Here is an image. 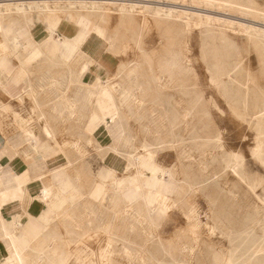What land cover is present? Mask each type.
Wrapping results in <instances>:
<instances>
[{"label":"rangeland","instance_id":"1","mask_svg":"<svg viewBox=\"0 0 264 264\" xmlns=\"http://www.w3.org/2000/svg\"><path fill=\"white\" fill-rule=\"evenodd\" d=\"M46 1L59 3L66 10L60 15L70 21L81 0ZM211 1L117 0L116 4V0H88L101 8L83 9L92 13L90 19L107 35L117 32L119 37L111 51L102 54L109 65L99 71L103 82L116 86L112 94L121 122L117 126L125 130L114 135L117 139L122 134L117 159L126 163V153L135 147L143 153L141 145H150L154 164L167 168L164 178L170 174L172 180L166 182L165 213L156 226L132 211L114 214L110 163L105 162L106 154L91 137L85 140L89 149L84 148L70 167L81 193L74 201H65L56 213L58 235L54 243L63 254L62 264H264V114L261 108H250V116L244 113V100L248 106L255 103L254 95L264 97V0H250L257 10L246 8V0H231L233 4ZM133 2L136 5L130 8ZM119 4L129 9L127 15L117 11ZM160 8L173 9L171 16L157 17L154 9ZM35 18L32 14L30 19ZM66 29L72 33L76 26L69 22ZM2 37L0 32V40ZM91 48L95 51L96 47L92 44ZM175 54L180 62H172ZM161 61L167 65L160 66ZM40 63L37 68L56 69L58 75L67 69L62 60ZM133 63L140 67L141 79L157 78L153 93L158 100H140L134 87L129 97H123L120 88L134 81L118 75L117 69ZM218 69L224 73L221 83H216ZM181 80L188 86H181ZM56 86L53 108L47 110L52 116L60 118L65 111L77 108L75 104L72 110L54 106L56 101L65 100L68 86H72L75 101L83 98L93 102L78 83L77 68L71 71L68 82L58 76ZM101 99L106 104L107 98ZM179 104L185 107V124L177 137V124H170V120L171 107ZM198 123L200 133L196 131ZM107 140L110 143L111 136ZM135 170L136 166L114 173L129 175ZM100 186L108 192L92 196ZM249 254L255 258L248 261ZM44 262L57 261L50 254Z\"/></svg>","mask_w":264,"mask_h":264},{"label":"crops","instance_id":"2","mask_svg":"<svg viewBox=\"0 0 264 264\" xmlns=\"http://www.w3.org/2000/svg\"><path fill=\"white\" fill-rule=\"evenodd\" d=\"M75 26L76 30L82 27ZM45 36L36 34L24 40L18 39L16 47L9 37L0 40V264H20L16 255L23 259V264L48 263L38 255L50 252L53 245L50 242L40 245L39 242L58 235L56 213L62 196L58 185L64 179L63 171L73 177L74 158L89 149L85 140L91 137L97 146L101 143L105 146L109 144L106 139L110 140L109 133L102 126L89 136L88 129L99 124L93 122V126L88 127L90 112L96 108L95 101L92 104L83 98L75 101L72 86L67 87L65 100L56 101L54 106L72 110L75 104L77 112L65 111L60 118L47 113L53 108L54 94L59 89L57 77L68 82L71 71L63 69L58 75L56 69L43 71L37 68L40 60L55 61L46 52L26 65L24 57L31 50L36 47L44 50L50 45V37ZM83 49L88 54L94 51L89 44ZM97 76L104 79L99 74ZM89 77L88 72L78 75L83 83H88ZM80 87L88 95V88ZM59 92L64 93L61 89ZM97 99L105 106L100 95ZM171 108L173 117L170 124H177L178 137L181 126L185 124V107L179 104ZM116 124L120 125V120H116ZM197 126L196 131L200 133L201 126L199 123ZM117 132L120 134L121 129L114 135ZM116 160L115 171L125 169L126 163ZM56 168H62V172L52 174ZM86 196H89L88 192Z\"/></svg>","mask_w":264,"mask_h":264},{"label":"bare ground","instance_id":"3","mask_svg":"<svg viewBox=\"0 0 264 264\" xmlns=\"http://www.w3.org/2000/svg\"><path fill=\"white\" fill-rule=\"evenodd\" d=\"M58 1H60V0H58ZM64 1H66V0H64ZM68 1H70V0H68ZM225 1L226 2L228 1L229 3L231 2V0H225ZM49 2L46 0H22V1H20V0H16V1L1 0L0 1V18L4 17L5 19H3V20L0 19V32L4 38H8L9 36H11L14 44L18 43V39L24 40V39L29 38V37H34L36 33L39 34L40 32L47 33V35H49V37L52 38L50 45H48L44 50H41L38 47L31 50L24 57V61H25L26 65L30 61H32L35 58L42 55L43 52H46L48 55H50L49 57L51 60H55V61H53L54 62L53 64L57 63V61L62 60V61L66 62L65 66H66L67 70L72 71L73 68L74 69L77 68V74L78 75H80L82 73H86V72H88L90 74L88 83H86V82L83 83L80 78L78 79V83H79V85H84L86 88H88L89 98L93 97V102L95 101L94 104H95L96 108L92 109L90 112L88 127H89V125H91V127H92L93 122H99V124H97V126H95L94 129L92 128L91 130H89L87 128L89 131L88 134H90L89 136H91V134L94 132V130H96L100 126L105 128L107 130V132L109 133V135L111 136V142L109 144H105V146H103V145H101L102 144L101 143L98 146L100 149H102L104 154H107L105 157V160L107 163H110V169L112 170V171H110L111 176H112V182H111L112 189H110V191L112 193V195L110 197V199H111V210L113 211L114 214H127V213H129V211L135 212L137 217H138V215L143 217L146 221H148L154 227L157 225L158 221L160 220L162 215L165 213V203H166V194H167L165 192L166 182L172 180V176L170 174H168V177H169L168 179L164 178V174L168 173L167 172L168 169L167 168L163 169L162 167L154 164V160H153V158H154L153 154L154 153H152V151H151L152 148L150 147V145L144 144V145H141V148H145L143 153L142 152L141 153L136 152L135 151L136 147L134 148V151L126 153V166H125L126 171L128 169H130L131 167L136 166V170L132 174H129V175L124 174L121 176H115V173H114V171L117 168L114 166V164L118 162L116 160L117 159L116 155L120 154V151L118 150V148H119V145L122 144V134L124 133L125 130H124V128H122V131H121L122 134L120 135V137L117 139L114 138V130L117 129V127H118L115 122H116V120H119V111H118V108L116 107L117 104H116V102L114 100V96L112 94V90L115 89L116 86L113 85L112 83L103 82V79L99 78L97 76V74H100L99 71L102 70V68L108 67L109 63L107 62L106 57H104L102 54L111 51L114 43L117 41V39H119L118 33L115 32L113 35H107L104 28L100 27L96 21L90 19V17L92 16V13L90 11H86V10L88 8H91L93 10L99 9L100 7L97 6L98 4L97 5L95 4L98 1L97 2H88V0L87 1H85V0L79 1V3H80L79 10H76V11L73 10L74 12H71L70 21H67L64 18V16L60 15V12L65 11V13H66V10H63V8L60 5H57L59 3H57L56 5H53V4H50ZM110 2L111 1H109L108 3H110ZM211 2H213V1H211ZM75 3H77V2H75ZM98 3H100V2H98ZM114 3L115 2H113V3L111 2V4H114ZM221 3L223 4V2H221ZM116 4H118L117 0H116ZM133 4H134V2H133ZM138 4H139V2H138ZM235 4H237V3H235ZM61 5H63V4H61ZM72 5H73V2H72ZM72 5H70V6H72ZM88 5H89V7H88ZM130 5H131L130 8H133V6L135 7L136 4H134V5L130 4ZM151 5H148V6H151ZM155 5L156 4H154V6ZM197 5H199V4H197ZM215 5L218 6L219 4H215ZM245 5H246V8L250 7V9L257 10L254 7V4L252 3V1H250V0H246ZM144 6H145V4H144ZM229 6H233V5H229ZM224 7H225V5H224ZM240 7H241V5H240ZM83 9H86V10H83ZM102 9H103V7H102ZM161 9L162 8L154 9V13L156 14L157 17L161 18L163 16H167V17L171 16L173 9L170 10V8H169V10H167V11H163ZM70 11H67V12H70ZM117 11H120L121 15H127L126 13L129 12V9L126 8L124 5H120L119 9ZM237 11H235V12H237ZM245 11H246V9H245ZM261 12H263V11H261ZM32 14L36 15V18L34 21H31V19H30ZM254 14L256 16L260 15L257 12H254ZM219 19H217V20H219ZM190 20H192V19H190ZM254 20H255V18H254ZM35 22H36V24H35ZM69 22H72L74 25H80V26L82 25V27L80 29H78V31H75L74 33H70L66 29V27L69 25ZM223 24H224V22H223ZM195 25H194V27H195ZM198 25H201V23H199ZM23 26H24V30H21L20 28H22ZM186 27H189V26H186ZM205 27H206V25H205ZM245 29H247V28H245ZM250 32H252V31H250ZM256 32H259V31H256ZM54 33L57 34L56 37L55 36L52 37L54 35ZM138 38H139V36H138ZM256 38H263V37L257 36ZM136 43H138V39L136 40ZM86 44H89V45L94 44L95 45L96 48L92 54L91 53L88 54L86 51H84L83 46ZM261 44H262L263 49H264V44L263 43H261ZM14 46L16 47L17 44ZM13 51H12V54H14ZM171 59H172V62L174 59H176L178 62H180V58L176 54L172 55ZM237 59H240V58L238 57ZM263 61H264V59H263ZM145 62L150 67V65H151L150 59L147 58ZM60 64H62V63H60ZM159 65L160 66L163 65L165 67V65H167V63L161 61V63H159ZM263 66H264V64H263ZM217 71H219V73H218V75H216L217 76L216 83H221L222 78L220 76H223L224 73L221 72L220 69H218ZM117 72H118L117 73L118 75H122V74L125 75V77L127 78V81H132V82L134 81L133 83L128 84L127 86L120 88L121 93L123 94L124 98L129 97V93L131 91V88L134 87V90L136 89L137 91L140 92V95L142 97L140 100H143V98L144 99L149 98V100L150 99L158 100V98L155 97V95L153 93L154 92L153 90H156L154 88V84H155L157 78H155V79H151V78L141 79L140 78V67L138 66L137 63H133L130 65L121 64L118 66ZM95 75L97 76V78L95 77ZM169 75H171V74L169 73ZM70 80H71V78H70ZM118 85L120 86V84H118ZM184 85L188 86L187 81L181 80V86H184ZM258 88H260V87H258ZM253 89H255V88H253ZM118 90H119V88H118ZM131 94H133V93H131ZM98 95H100V98H101V96H104L105 98H107V102H106L105 106H104V104L102 105L101 103L98 102V99H97ZM254 99L256 100L255 103L250 104L248 106L246 105L245 100H244V106H245L244 113L248 116L252 115L249 112L250 108L251 109L261 108L262 111L260 113L264 114V97L261 96L259 98L258 96L254 95ZM102 106H104V107H102ZM242 106H243V104H242ZM246 107H247V109H246ZM73 111H75V110H73ZM111 154H113V155H111ZM108 156H111V158ZM48 162H50V161H48ZM165 170H167V171H165ZM148 171L150 172V174L146 173ZM57 172H62V168H56L52 172V174H55ZM62 175H64V179H62L61 181L59 180L60 182L58 185L59 190H60L61 195H62L61 201H60L59 206H58L59 208H61L63 206L65 201H71L72 202L77 197V195L79 193H81L80 189L77 188V184L75 183L73 177L71 178L64 171H63ZM168 188H171V187H168ZM188 188H191V190H193L191 185H189ZM46 192H47V190L45 189L44 193H46ZM107 192H108V190L104 189L103 186H101L100 188H98L94 192H92L91 195L94 197L104 196ZM154 195L156 196L155 198H153ZM55 239H56L55 236H51V237H47V238L43 239L42 241H40L39 242L40 245H44L45 243L50 242V243H52L53 246H52V250L50 251V253L44 254V252H42L38 256H39V259H42V261H43V260H45V256L47 257V256H50V254H52V257H54L55 261H57L56 263L54 262V264H62L64 262V257H63L62 253L57 252V247L54 243ZM132 244H134V243H132ZM42 250H43V247H42ZM19 257H20L19 255H16V258L19 260L20 264H23V259H21ZM247 258H248V261L252 260L255 258V255L249 254V256Z\"/></svg>","mask_w":264,"mask_h":264}]
</instances>
